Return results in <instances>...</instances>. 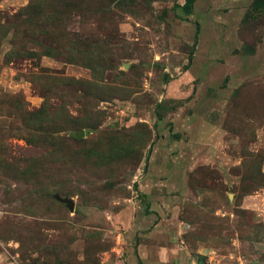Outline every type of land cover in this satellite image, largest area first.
<instances>
[{"label":"rangeland","instance_id":"1","mask_svg":"<svg viewBox=\"0 0 264 264\" xmlns=\"http://www.w3.org/2000/svg\"><path fill=\"white\" fill-rule=\"evenodd\" d=\"M256 1L0 0V264H264Z\"/></svg>","mask_w":264,"mask_h":264},{"label":"trees","instance_id":"2","mask_svg":"<svg viewBox=\"0 0 264 264\" xmlns=\"http://www.w3.org/2000/svg\"><path fill=\"white\" fill-rule=\"evenodd\" d=\"M197 2V0H185V4L182 7L183 13L185 14V16L189 17L193 14L194 12V5ZM264 0H257L254 4V8L256 10L261 9L264 6ZM192 62V58H189V64ZM173 138H175L176 140H180V135L179 134H175L173 135ZM142 264V263H141Z\"/></svg>","mask_w":264,"mask_h":264},{"label":"water","instance_id":"3","mask_svg":"<svg viewBox=\"0 0 264 264\" xmlns=\"http://www.w3.org/2000/svg\"><path fill=\"white\" fill-rule=\"evenodd\" d=\"M64 202L68 205V207H69L72 211L74 210V204H73V202H71V201H69V200H65Z\"/></svg>","mask_w":264,"mask_h":264}]
</instances>
